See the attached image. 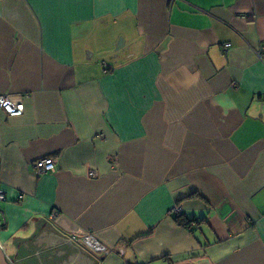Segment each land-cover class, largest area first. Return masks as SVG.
<instances>
[{
	"label": "crops",
	"instance_id": "crops-1",
	"mask_svg": "<svg viewBox=\"0 0 264 264\" xmlns=\"http://www.w3.org/2000/svg\"><path fill=\"white\" fill-rule=\"evenodd\" d=\"M8 93L25 100L0 108L11 264L39 216L96 264H264V0H0Z\"/></svg>",
	"mask_w": 264,
	"mask_h": 264
},
{
	"label": "water",
	"instance_id": "water-1",
	"mask_svg": "<svg viewBox=\"0 0 264 264\" xmlns=\"http://www.w3.org/2000/svg\"><path fill=\"white\" fill-rule=\"evenodd\" d=\"M35 231L14 236L16 249L10 256L17 264H96L98 260L55 229L42 216L32 217ZM0 264H11L0 245Z\"/></svg>",
	"mask_w": 264,
	"mask_h": 264
},
{
	"label": "built area",
	"instance_id": "built-area-1",
	"mask_svg": "<svg viewBox=\"0 0 264 264\" xmlns=\"http://www.w3.org/2000/svg\"><path fill=\"white\" fill-rule=\"evenodd\" d=\"M232 43L228 42L224 44V52L227 53L231 47ZM0 108H2L7 114L11 116H18L23 114L25 110V100L24 95L21 93H8L0 95ZM33 168L37 174L47 173L55 170V159L53 157H43L37 159L33 163ZM92 176H95V172H91ZM5 194L0 190V199H4ZM172 211L174 214H182L184 208L180 204L173 206ZM6 221L5 214L2 209H0V226ZM72 238L75 241L80 242L85 247L93 252H100L103 254H108L112 248L119 251V253H124L126 251V244L119 242L118 245L110 247L93 231H85L81 235H73ZM121 245V246H120Z\"/></svg>",
	"mask_w": 264,
	"mask_h": 264
},
{
	"label": "trees",
	"instance_id": "trees-1",
	"mask_svg": "<svg viewBox=\"0 0 264 264\" xmlns=\"http://www.w3.org/2000/svg\"><path fill=\"white\" fill-rule=\"evenodd\" d=\"M175 219L177 223L183 227H190L191 225H193V222H199L196 217H189L184 213L178 215L175 214Z\"/></svg>",
	"mask_w": 264,
	"mask_h": 264
}]
</instances>
